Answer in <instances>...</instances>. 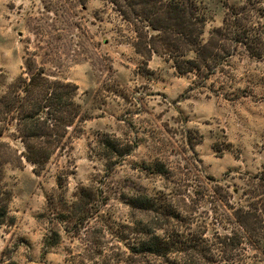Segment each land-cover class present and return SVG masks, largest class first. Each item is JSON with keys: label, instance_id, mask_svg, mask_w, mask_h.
<instances>
[{"label": "rangeland", "instance_id": "374dc122", "mask_svg": "<svg viewBox=\"0 0 264 264\" xmlns=\"http://www.w3.org/2000/svg\"><path fill=\"white\" fill-rule=\"evenodd\" d=\"M198 1L210 14L208 36L222 25L227 4L247 0ZM254 5L264 9V0ZM259 20L264 32V15ZM132 38L107 0H89L86 8L78 0H0V97L33 56L54 78L76 83L82 104L78 129L42 172L27 161L8 167L13 221L0 224V264L126 260L120 236L132 233L135 219L149 223L154 216L129 204L138 192L186 198L201 230L224 232L217 224L231 212L227 197L237 202L249 180L264 175V38L260 58L242 49L206 83L178 73L164 56L146 63ZM4 140L24 151L13 131ZM158 162L169 173H152ZM83 188L92 191L83 206L88 221L66 232L61 216ZM56 231L60 242L47 248ZM248 255L245 264H264L254 249ZM131 260L166 264L153 255Z\"/></svg>", "mask_w": 264, "mask_h": 264}, {"label": "trees", "instance_id": "16d2710c", "mask_svg": "<svg viewBox=\"0 0 264 264\" xmlns=\"http://www.w3.org/2000/svg\"><path fill=\"white\" fill-rule=\"evenodd\" d=\"M88 1L78 0L84 8ZM107 1L132 27V45L146 63L158 54L172 61L178 73H194L206 83L242 49L248 50L251 57H261L258 44L263 43L264 32L257 30L264 9L254 5L258 0H247L244 5L227 4L222 25L213 27L208 36L210 14L198 0ZM34 59L28 57L24 72L8 83L0 97V224L13 221L10 205L14 192L7 181L8 167H22L27 161L36 172H42L52 157L65 149L82 120L79 86L54 78ZM3 77L0 74V81ZM11 131L24 151L4 140ZM150 169L162 176L169 173L159 162ZM249 181L251 187L240 200L232 203L231 196L227 197L225 202L231 212L217 224L224 232L217 229L212 234L200 229L194 207L186 198L135 193L129 204L154 216L149 223L135 219L131 237L128 233L120 236L130 251L129 257L106 264H127L132 262V256L147 255L157 256L166 264H245L250 249L264 261V175ZM91 193L83 188L76 194V206L70 208L77 210L72 208L61 216L64 231L69 230L67 225L83 226L88 221L83 206L89 204ZM61 238L59 231L54 236L48 234L46 247L57 245ZM99 247L102 254L106 245Z\"/></svg>", "mask_w": 264, "mask_h": 264}]
</instances>
